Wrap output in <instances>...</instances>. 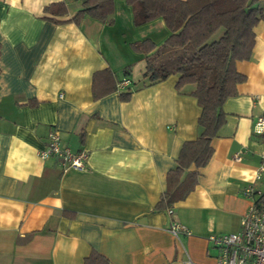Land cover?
Segmentation results:
<instances>
[{"label":"crops","instance_id":"crops-1","mask_svg":"<svg viewBox=\"0 0 264 264\" xmlns=\"http://www.w3.org/2000/svg\"><path fill=\"white\" fill-rule=\"evenodd\" d=\"M56 1L0 0V264H83L93 251L107 264H214L207 235L240 228L250 203L241 189L264 149L255 126L264 117V18L251 57L235 63L244 79L222 105L211 157L168 213L155 205L183 142L200 132V107L192 84L177 91L176 75L143 85L144 54L132 43L161 44L163 18L135 25L132 7L114 0L111 23L75 24L63 20L82 0H62L66 16L43 10ZM124 77L125 100L126 86L115 89ZM52 129L71 151L87 152L83 168L38 157ZM255 184L264 190V176ZM171 220L191 234L171 235Z\"/></svg>","mask_w":264,"mask_h":264},{"label":"trees","instance_id":"trees-1","mask_svg":"<svg viewBox=\"0 0 264 264\" xmlns=\"http://www.w3.org/2000/svg\"><path fill=\"white\" fill-rule=\"evenodd\" d=\"M125 2L132 7L135 25L161 17L169 30V35L159 45L149 39L132 43L134 50L144 54L143 85L176 75L177 91L182 92L185 85L192 84L189 94L196 98L200 107L197 119L200 132L194 139L183 142L176 166L167 174V187L155 205L156 209H165L184 198L195 186L198 169L211 157V141L226 120L222 105L237 94L236 85L244 79L235 63L251 57L254 27L264 18V7L259 0ZM113 4L114 0H82L79 8L63 21L77 24L84 16H90L111 23ZM43 10L53 16L67 15V6L62 0L49 3ZM123 72L126 76L129 68ZM122 79L115 84L117 91V83ZM130 92L128 83L119 95L125 100ZM191 165L194 168L189 170ZM107 263V259L95 251L83 261V264Z\"/></svg>","mask_w":264,"mask_h":264},{"label":"built area","instance_id":"built-area-1","mask_svg":"<svg viewBox=\"0 0 264 264\" xmlns=\"http://www.w3.org/2000/svg\"><path fill=\"white\" fill-rule=\"evenodd\" d=\"M129 83L127 78L117 83L120 90ZM256 132L264 129V117H259L255 123ZM40 159L51 156L57 158L63 169L72 167L81 169L84 166L87 152L71 151L61 142V137L56 129L49 131L47 142L37 150ZM240 153H235L234 158L239 160ZM264 176V149L260 152V162L255 168L253 181L247 183L241 193L249 199L250 203L240 217V228L234 232L210 233L207 240L216 249L214 264H264V190L256 186L255 182ZM171 213L170 208L167 209ZM167 231L178 237L180 234L190 235L191 230L177 220H171ZM181 264H198L190 257Z\"/></svg>","mask_w":264,"mask_h":264},{"label":"rangeland","instance_id":"rangeland-1","mask_svg":"<svg viewBox=\"0 0 264 264\" xmlns=\"http://www.w3.org/2000/svg\"><path fill=\"white\" fill-rule=\"evenodd\" d=\"M137 70H138V69L134 68V69H133V74H135V72H136Z\"/></svg>","mask_w":264,"mask_h":264}]
</instances>
